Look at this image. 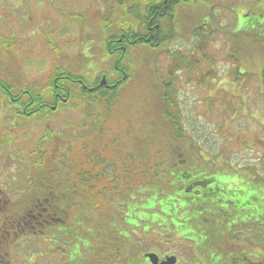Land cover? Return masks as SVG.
Segmentation results:
<instances>
[{
  "label": "rangeland",
  "instance_id": "rangeland-1",
  "mask_svg": "<svg viewBox=\"0 0 264 264\" xmlns=\"http://www.w3.org/2000/svg\"><path fill=\"white\" fill-rule=\"evenodd\" d=\"M15 1H5L8 9H0V71L5 77L14 82L17 87H20L22 83H37L41 86L42 84L47 85L56 66L60 67L64 65L71 72L82 75L89 80L94 78L101 67L102 69L104 67L106 69L112 67L111 60L107 59L108 56H104L103 52V35L100 31V28L102 30L101 20L97 24L96 22L98 20L94 21L93 18H86V26L83 27L82 21L72 19L66 25L65 17L63 19L59 16V11L62 9L65 10L64 0H22L21 6L18 8H16ZM197 4L200 3L198 2ZM210 4L217 11L210 12L212 8L209 5H204L205 10L202 11L204 17L215 19L217 14L219 15V20L223 17V21H219L217 25L223 26L221 32L225 36L231 37H228L226 41L220 40L219 42L221 43V50L224 49V52L220 53L223 56L219 55L218 52L215 53L218 59L222 58L225 60V63L221 64V68L222 72L228 73L223 81L226 82L233 73H236L237 67L235 60L231 58L226 59L227 54L230 53L228 42L231 43L230 47L232 50L237 49V45L239 44L236 42L240 41L246 48L248 46L251 47L246 57H240L242 61L240 73L250 72L252 75L255 74L256 78L261 76L263 65L262 57H264L262 43L264 41L260 42V46H257L258 51L262 55L259 56L255 48L256 43L254 39L246 37V32H248L251 26L253 27L256 12H259L260 7H264V0H210ZM70 5L73 9L81 8L78 2H70ZM230 11H235L234 15ZM130 15L122 16L121 19L129 17L132 25H135V19L130 17ZM225 16L228 19V23L225 21ZM185 17V13L180 15L181 24L185 22ZM121 19L118 21H121ZM212 26L214 27V25ZM13 40H15V43L11 44ZM180 46L187 47L188 41L182 40L180 44L175 45L173 43L170 47L174 50ZM143 60H145V54L142 50L139 49L138 51L129 52L125 62L130 65V73L132 72L131 78L137 75L140 81L143 80L145 76L142 65ZM153 61L155 67L152 68L153 71L150 75L154 77V83L151 85L158 87L157 82L160 83V77L165 74L168 66V56L164 53H159ZM243 65L244 68H242ZM183 68L189 70L187 66ZM252 77L249 76L248 80L245 79L244 90L248 95L246 98L237 92L233 93L235 95L226 97V103H233L234 100L240 102L238 105V107L240 106V111L236 109V114L233 105H225V107L219 106V102L217 103L215 101L218 97L207 98L202 94H195L189 88L196 84L195 81L192 80L183 84V87L187 88H184L185 91L180 93L179 99L184 111V126L187 128L185 132L186 139L188 140L185 143L186 146L190 147L189 151H194L197 154L198 150L200 152L198 155L193 154L194 152L192 153L195 159L193 165H187L189 171H186V173L189 177H180V174L183 172L180 170V165V173L177 174L175 166L164 165L163 161L167 157L164 152L159 155L162 160L159 171L163 178H170L171 174L176 179L181 178L179 180L181 183H187L191 178L206 179L209 177H216L218 181L229 183L228 186H236L240 183V186L235 189V194L233 193L234 201L243 203L252 195L256 196L258 200L257 210L262 214L264 212V185L258 182V179L256 181L254 175L249 170L239 168L252 169L254 166L257 167L255 171L259 173L264 171V121L259 118L262 109V116L264 117V98L259 93L256 80H253ZM217 89H219L218 86L216 87ZM123 95L128 98V91L123 93ZM245 99L247 101L255 100L259 104L254 108V112L252 111V107L255 104L250 102L246 103ZM83 104L78 94L72 95L70 102L50 117V123H52L54 131L60 132L61 122H66L68 125L73 126L77 125L83 117L81 110ZM2 106L9 107L6 105ZM246 106H252V115L246 114ZM33 117L31 115L27 117L17 116L9 110L0 109V122L2 121L5 124L2 128L4 133H8L10 128L14 129L17 122L23 121L24 119H26L25 123H30L29 121ZM39 118L41 117L38 116L36 121ZM225 118H228V122H225L223 126ZM37 122H45V120H38ZM133 123L136 124L135 119H133ZM146 126L152 127V123L148 122ZM44 127V123L37 124L27 138L18 136L15 138L13 146L5 147L1 151L0 185L5 180L3 176L4 171L11 169V167H8L11 161L7 156L10 152L22 154L21 160H15L14 162V167L20 170L24 167V170L28 171L39 160L38 155L32 154V150L45 134ZM254 129H258V131L254 132ZM61 130L63 134L70 133L65 127H62ZM41 143L44 144L43 147L47 146L44 142ZM73 143L75 144L76 141ZM218 155L224 156L232 166ZM189 156L191 157L192 155ZM209 156L211 158L214 156L218 157L211 159ZM148 190V187H146L142 191L129 192L123 199L115 197L108 200L104 205L108 212L107 219L103 220L97 213V221L116 234H120V231L125 229V223H131L132 227H138L141 217L152 215L148 213L149 206L147 201L155 197V206L160 207V212L164 214L163 216H170V219L175 220L177 223L188 224V213L192 211L197 214L196 217H202L204 214H207V219H202L201 223L197 224L196 228L191 230L193 235L218 237L224 233L231 232V224L234 222L233 216L229 211L230 208L233 209V206L230 205V202H232L230 195H225V193L218 194L216 196L217 210H214L212 205L202 202L206 198L200 195L191 196L190 193L186 194L182 190L176 189L177 191L174 190L173 193L161 194L160 199H158L159 190L156 187H152V191H155L153 196L147 195ZM183 196H186L187 199V210L181 209L179 205ZM256 202L254 200L252 204L256 205ZM74 209L75 206H72L69 208V211L71 212ZM241 227L250 230L259 227V231L261 228L260 225H253L252 223L241 225ZM102 230L104 229L102 228ZM86 232L87 238L93 237L95 244H99V240L94 236L92 230L87 229ZM156 232L154 231V233ZM165 234L168 235L165 241H168L169 245L176 243V239L169 233ZM231 235L228 234L224 237L227 248L235 246L234 238ZM248 235V240H252L253 235ZM35 240H39V236ZM41 242L39 244V242L37 243L35 241L31 245L32 248L35 246L34 249L36 251L32 250L33 252H38L39 249L44 248L45 243L43 240ZM258 242L260 248H262L264 246V235L260 236ZM27 245L26 243V246L20 249L21 259L16 264H29V260L26 257ZM182 249L185 248L183 247ZM244 251H247V249L245 248ZM257 252L259 251L255 253ZM36 254L37 257L39 256L44 260L47 258L46 249ZM196 254L201 257L198 252ZM104 256L109 258L107 252H104ZM39 257L37 261H35V257H32L30 264H45ZM183 258H188L187 253L183 255ZM47 264H50L48 259ZM102 264L109 263L103 262Z\"/></svg>",
  "mask_w": 264,
  "mask_h": 264
},
{
  "label": "trees",
  "instance_id": "trees-1",
  "mask_svg": "<svg viewBox=\"0 0 264 264\" xmlns=\"http://www.w3.org/2000/svg\"><path fill=\"white\" fill-rule=\"evenodd\" d=\"M196 1L198 0H133L134 4L139 3V7H133V19L137 18L139 25H141L140 32L133 33V44L139 46L138 50H142L145 54V60L142 61L145 76L143 75L142 81L138 76H134L129 82L125 80L124 83L116 82V85H113L115 80H112L108 75V85L97 83L92 90L81 86L77 88L78 92L74 93L72 85L76 86V80L81 77L69 72L63 66H56L48 84H42V86L37 83H22L20 87H17L0 71V106H9L17 116L19 114L17 112L20 110H24L23 114L30 112L29 114L32 115L38 111L51 112V109L48 108L59 103L60 97H67L66 104H68L72 95L78 94L84 103L83 106H85L83 122L88 131L83 139L76 143L75 154H102L113 157L117 162L123 161L124 166L120 174L124 177V182L121 177L117 176L119 178L117 179L114 176L115 172L112 173L111 169L104 166V162L107 160H74L70 162L74 175L69 176V195L75 194L73 193L75 191H72L73 188H79L78 191H83L89 200L102 202L117 196L116 191L112 188L115 185L120 184L121 187L126 188L130 186L132 192L142 191L139 186L142 184L144 187H148L147 195L150 196L155 194L152 187H156L159 190L158 199H160L161 194L173 193L174 190L180 188L179 179L174 178V175L171 174L170 178L161 176L159 167L162 160L159 155L163 152L166 153L167 157L163 164L173 167L176 163L175 155L184 152L185 142L188 139H186V132L181 123L179 104L175 94L179 84L175 70L180 66H185V60L187 61L186 65L192 68L195 61L189 62L180 53L170 51L168 45L176 34L173 25H175L177 13V16L180 13L186 14L182 26L188 27L186 22H194L192 25H197V27L202 26L204 17L202 11L205 8L203 4L198 5ZM112 27V23L102 20L103 52L108 56V59L114 60L116 57L117 61L122 63L120 65H126L127 52L114 50L112 53L108 47L110 39L119 34V30H111ZM144 27L145 30L143 31ZM201 30L203 28L195 30L198 43L190 53L196 55L198 52L203 53L205 33ZM159 53H165L168 56V76L165 80L160 79V83L157 82L158 87H154L151 85L154 83V77L150 74H152V68L155 67L153 60ZM113 63L112 69H114ZM125 67L130 72L129 67L127 65ZM106 72L110 71L106 70ZM127 91L128 98L123 95ZM133 119H135L136 124L133 123ZM148 122L152 123V127L146 126ZM51 134L46 139L49 144L47 148L51 152L57 153L62 142L59 140L60 138H55V135ZM4 142L0 138V147ZM129 153L132 156V161L115 157ZM129 163H133V168L127 165ZM93 169H97L95 172L98 170L100 172L93 173ZM252 169L255 167L253 166ZM116 170L119 173V170ZM259 180L264 185L263 175L259 176ZM72 182L74 184H71ZM29 185L32 186L31 183ZM30 194L25 195L29 196ZM127 194L121 193V196L125 197ZM214 195L215 193L211 194L202 202L212 205L215 201L211 197ZM148 200L149 209L152 210L155 207L156 198ZM254 200L257 201L256 205L252 204ZM184 201L187 199L183 196L180 202ZM240 205L243 206L242 209L231 205L233 206V209L230 208L232 216L235 213L238 214V217L240 214H249L252 212L251 206L257 207L258 200L256 196L252 195ZM196 216L194 211L188 213V217L192 218L191 222L193 224L195 222L196 225L201 222V219H207V214L202 217ZM260 216L261 230L264 232V214ZM179 224L182 223L179 222Z\"/></svg>",
  "mask_w": 264,
  "mask_h": 264
},
{
  "label": "flooded vegetation",
  "instance_id": "flooded-vegetation-1",
  "mask_svg": "<svg viewBox=\"0 0 264 264\" xmlns=\"http://www.w3.org/2000/svg\"><path fill=\"white\" fill-rule=\"evenodd\" d=\"M3 1L5 0H0V2ZM21 1H15L16 8L21 6ZM64 1L68 3L65 10L60 11L64 17L101 18V16H116V14L120 17L131 14L130 17H132L133 7H139V3L134 4L133 0ZM84 1L89 2L86 8ZM70 2H78L81 8L73 9ZM256 13L254 25L250 28L257 37H262L264 36V7H260L259 12ZM211 23L212 19L206 17L205 25L202 27L207 30ZM176 25L175 22V30L178 29L179 20L178 26ZM134 30L137 31V27L134 28L132 24H127L124 31L110 39L109 49L123 50L128 45H132L131 35ZM127 32L130 36H127ZM219 46L220 43L217 49ZM206 65L207 63L204 64V66ZM115 68L118 72L122 71L118 65ZM91 81L97 82L98 76L95 74ZM116 81L121 83L120 78L116 77ZM50 158L60 160L62 166L60 170L51 167L47 171L45 179L40 180L44 183L43 185H23L22 176L24 173L15 169L11 170L9 178L4 174L5 180L0 185V264H16L20 261V249L26 246V243L37 241L35 240L37 236L43 237L45 241L47 257L45 264H47V259L50 264H101L102 262L109 264H167L165 260L171 256L176 257L175 264H264V259L260 251L256 249L258 245L255 243L253 248L248 243H244L243 248L228 251L226 245L220 240L222 237L220 235L218 237L193 235L191 230L195 227L191 222L192 218H189L188 224H179L175 220H170L171 223H167V220L161 215L153 218L147 217L143 219L145 224L138 230H134L131 223H125V229L120 231V234L111 233L109 236H104L98 231L99 222L94 217L93 220L97 222L93 223L92 228L94 236L99 240V244H95L93 237L90 239L84 234L86 222L84 213L78 214L77 223L69 220L68 153L51 155ZM201 182L205 184L194 193H198L206 199L216 193L214 192L216 186H209V183L213 184L215 181ZM217 188L224 189L225 195H230L231 192L235 194V188L227 187L220 182L217 183ZM27 193L31 194L26 196ZM214 196L211 199L215 201ZM179 205L181 209H186V201L179 202ZM234 205L238 209L243 208L240 203H234ZM212 207L214 206L212 205ZM250 210L252 213L240 214L239 217L235 213L234 223L231 225L255 218L257 207L251 206ZM148 222L152 226H157L153 228V233H149ZM160 227H162L161 230ZM165 230L176 239V243L169 245V242L165 241L168 237L164 233ZM154 231L157 232L154 233ZM183 247L185 249H182ZM27 248L26 254L30 258L33 256L31 244L27 245ZM245 248L247 251H244ZM101 251L107 252L109 258H106L104 254L100 256ZM256 251L259 252L255 253ZM197 252L201 257L196 254ZM185 253L188 255L187 259L183 258Z\"/></svg>",
  "mask_w": 264,
  "mask_h": 264
},
{
  "label": "water",
  "instance_id": "water-1",
  "mask_svg": "<svg viewBox=\"0 0 264 264\" xmlns=\"http://www.w3.org/2000/svg\"><path fill=\"white\" fill-rule=\"evenodd\" d=\"M103 81H105V78H104V80Z\"/></svg>",
  "mask_w": 264,
  "mask_h": 264
}]
</instances>
